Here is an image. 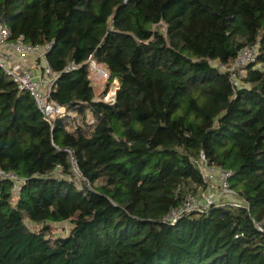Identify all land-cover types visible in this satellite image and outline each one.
Instances as JSON below:
<instances>
[{"label":"trees","instance_id":"1","mask_svg":"<svg viewBox=\"0 0 264 264\" xmlns=\"http://www.w3.org/2000/svg\"><path fill=\"white\" fill-rule=\"evenodd\" d=\"M0 23L51 43L66 112L51 127L0 70V170L22 180H0V264H264V0H0ZM244 47L257 58L233 83ZM89 55L109 73L100 93ZM200 152L242 205L170 225L207 189Z\"/></svg>","mask_w":264,"mask_h":264},{"label":"built area","instance_id":"2","mask_svg":"<svg viewBox=\"0 0 264 264\" xmlns=\"http://www.w3.org/2000/svg\"><path fill=\"white\" fill-rule=\"evenodd\" d=\"M9 37V29L5 24L0 23V70L12 80L18 91L27 92L32 96L42 118L52 127L55 118L66 116V112L50 96L57 76L45 61V54L51 49V43L31 45L26 43L22 37L12 41L9 40ZM31 58L41 61L40 64H35L36 71L31 70L34 65L30 61ZM256 58L257 53L254 47L241 49L229 68L230 81L235 83L236 76L242 75L245 66L254 63ZM86 65L88 78L91 82L107 81L108 71L99 65L91 55L87 58ZM79 67L78 64L70 62L63 71L69 72ZM219 67L224 69L223 66ZM113 82L116 83L115 80ZM114 94L115 91L112 96L107 91L102 98L103 101L113 102ZM197 165L202 181L208 185L207 189L200 195L187 194L183 202L172 209L164 218L170 225L175 224L186 213L191 211L204 212L213 204L242 205V201L230 189L229 184L233 176L231 170L209 166L202 152L199 153ZM0 180H10L15 187H18L22 182L14 172L3 170H0Z\"/></svg>","mask_w":264,"mask_h":264},{"label":"rangeland","instance_id":"3","mask_svg":"<svg viewBox=\"0 0 264 264\" xmlns=\"http://www.w3.org/2000/svg\"><path fill=\"white\" fill-rule=\"evenodd\" d=\"M244 72V71H243ZM93 84H95V90L97 91V93L101 92L104 88V86L106 85V81H99V82H92ZM116 88V83L112 82L108 88V92L109 95L112 96L114 90ZM200 195V194H199ZM29 227H32L34 229H38V226H33L31 223L27 222ZM70 229V224L69 222H59V223H52L49 226V235H53V236H62V235H66L68 233Z\"/></svg>","mask_w":264,"mask_h":264},{"label":"crops","instance_id":"4","mask_svg":"<svg viewBox=\"0 0 264 264\" xmlns=\"http://www.w3.org/2000/svg\"><path fill=\"white\" fill-rule=\"evenodd\" d=\"M30 61L32 62V64H34V65L31 67V70L36 71L35 64H36V63L40 64L41 61L39 62L38 60H36V59H34V58H31ZM36 65H37V64H36Z\"/></svg>","mask_w":264,"mask_h":264}]
</instances>
